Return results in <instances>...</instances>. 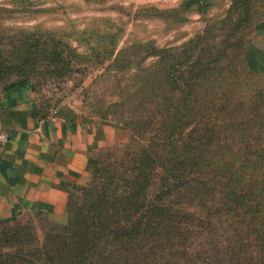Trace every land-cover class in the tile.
I'll list each match as a JSON object with an SVG mask.
<instances>
[{
	"label": "trees",
	"instance_id": "1",
	"mask_svg": "<svg viewBox=\"0 0 264 264\" xmlns=\"http://www.w3.org/2000/svg\"><path fill=\"white\" fill-rule=\"evenodd\" d=\"M207 4L184 0L181 6L203 13ZM251 9L252 0H233L228 13H242L239 27L248 24ZM225 23H233L231 14L180 47L149 40L119 50L115 62L129 51L140 59L139 72L159 76L140 117H127L133 134L120 163L100 165L96 182L83 187V201L70 196L68 223H52L44 239L20 216L0 224V264H264V145L247 140L258 104L252 97V110L242 117L240 95L227 92L243 70L263 72L251 68L235 28L218 46L216 29ZM83 57L33 34L0 36V92L14 86V77L26 83L40 72L79 71L74 63ZM148 57L154 61L144 67Z\"/></svg>",
	"mask_w": 264,
	"mask_h": 264
},
{
	"label": "rangeland",
	"instance_id": "2",
	"mask_svg": "<svg viewBox=\"0 0 264 264\" xmlns=\"http://www.w3.org/2000/svg\"><path fill=\"white\" fill-rule=\"evenodd\" d=\"M183 1L0 0V7L5 9L1 12V37H17V40H24L26 36L33 34L43 40L49 39L51 45L57 43L67 51L70 45L84 56L75 60L74 67L81 69L79 71L64 75L40 72L27 79L26 83L14 77V86L6 93L19 88L30 90L35 93L36 104L47 113L64 105L76 106L103 123L120 129L119 139L96 154L91 181L75 191L77 197L74 201H83V187H89L96 182L100 165L115 160L120 163L121 151L131 142L133 134L127 125V117L134 113L140 117L145 107L142 104H147L146 97L155 90V84L159 80L157 73L139 72L137 64L140 59L133 58L129 51L124 60L115 62L121 48L135 41L149 40L154 41L158 47H180L197 34L203 33L210 21H219L229 14L233 17V23L217 26L218 46L223 44L225 35L231 33L234 28L245 45L264 27V0H252L250 21L239 27L236 26V21L242 13H228L233 0H206L208 4L203 13L196 7H182ZM144 7L162 9L165 14L148 16L147 12L141 10ZM233 51L236 54V50ZM131 59L132 63L129 62ZM237 59L240 62L239 57ZM240 59L243 62L242 55ZM152 61L153 57H148L141 63L145 67ZM234 62L235 57L228 60L231 65ZM39 69L43 71L45 68L40 64ZM236 79H231L227 92L233 97L240 95L242 106L238 105L241 107L237 110L238 114L247 118L252 110V102L258 104L259 116L254 125L248 126L247 133L250 137L247 140L250 144L264 145V73L248 74L243 70L241 76ZM163 88L167 89L165 86ZM6 93L0 92V104ZM252 97L253 101H250ZM157 186L158 181L155 179V184L149 190L151 195ZM41 217L48 220L32 213L20 215L19 219L30 220L32 231L40 239H44L52 223L64 225L69 221V217L65 223L57 222L48 216ZM14 219L0 224L13 223Z\"/></svg>",
	"mask_w": 264,
	"mask_h": 264
},
{
	"label": "crops",
	"instance_id": "3",
	"mask_svg": "<svg viewBox=\"0 0 264 264\" xmlns=\"http://www.w3.org/2000/svg\"><path fill=\"white\" fill-rule=\"evenodd\" d=\"M249 64L264 73V27L247 44ZM0 129V222L26 213L65 223L70 196L92 178L96 154L119 139V128L76 106L42 113L33 91L6 93Z\"/></svg>",
	"mask_w": 264,
	"mask_h": 264
},
{
	"label": "built area",
	"instance_id": "4",
	"mask_svg": "<svg viewBox=\"0 0 264 264\" xmlns=\"http://www.w3.org/2000/svg\"><path fill=\"white\" fill-rule=\"evenodd\" d=\"M9 140V133L0 129V149H4Z\"/></svg>",
	"mask_w": 264,
	"mask_h": 264
}]
</instances>
